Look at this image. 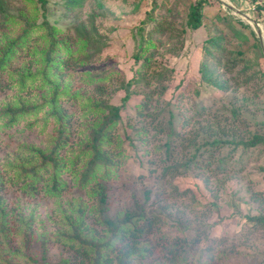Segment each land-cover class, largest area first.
Returning <instances> with one entry per match:
<instances>
[{"label":"trees","instance_id":"trees-1","mask_svg":"<svg viewBox=\"0 0 264 264\" xmlns=\"http://www.w3.org/2000/svg\"><path fill=\"white\" fill-rule=\"evenodd\" d=\"M49 1L0 0V93L17 86L21 87V92L33 94L47 89L40 103L17 94L14 100L6 103V109L0 110V264H142L157 251L165 252L170 264H212L226 255L224 250L218 251L212 245L204 244L203 236L189 241L181 230L182 226L186 227L184 221L168 220L163 211L153 207L146 209L145 205H141L134 212L125 210L112 217L106 192L107 181L118 177L120 161L128 155L125 152L127 147L133 146L135 149L149 143L147 137L142 136L147 133L146 123L123 125L122 112L132 99L135 91L133 87H147L156 82L161 87L157 94L167 90L164 82L170 79L172 69L156 58L159 52L158 37L176 38L175 45L178 42L185 43L187 27L198 29L203 25L202 11L207 0H192L185 25L177 24L173 18L179 7L178 0H163L162 3L153 0L151 10L132 33L136 44L133 54L135 65L132 74L121 84L126 92L120 104L111 101L110 92L113 90L108 89V85L114 83V70L91 78L90 84L94 85L92 92L74 88L70 76L75 71L101 62L103 49L108 44L97 35L87 32L82 25L56 28L47 18ZM84 2L67 0L63 7L71 11L84 6ZM164 4L167 7L172 4V9L166 8ZM254 13L261 24L264 21V5L257 6ZM16 28L17 34L11 35ZM206 44V60L212 59L227 71H233L243 61L242 54L226 60L217 58L213 51L217 48L224 54L226 48H219L210 42ZM24 54L28 55L31 64L38 67L36 73L33 74L28 67L22 71L18 67L9 68ZM203 72L206 81L219 87L218 81L212 78L213 72L209 66H203ZM85 73L89 71L85 70ZM20 75L22 77L18 78ZM38 89L43 90L35 92ZM197 93L202 94L198 90ZM152 95H142L143 101L136 105L140 106L137 112L139 118L150 117L153 129L167 132L166 141L161 147L164 159L152 164L153 172H157L158 165L163 167L164 175L199 169L210 173L209 182H219L218 175L226 172L230 165L236 171L242 169L241 158L235 159L237 147L227 154L219 153L226 144L220 142L222 138L203 140L209 131L202 130L193 139L183 138L187 128L193 125L191 118H195L189 115L188 110L178 112L180 120L176 122L169 108L170 117L164 124L163 110L156 112L149 109ZM68 103L70 106L82 104L81 111L88 118H84L81 127L77 124L76 114L66 107ZM199 104L191 112L195 108L208 107L203 101ZM42 111H46L48 117H53V124L56 125L45 146L28 143L26 139L14 148L13 138L6 140L2 136V129H9L20 119L37 116ZM194 113L200 116L206 112L198 110ZM237 118L245 116L241 111L231 110L229 120ZM48 120L46 118V122ZM34 125L35 122L27 124L28 127ZM253 135L255 142L264 141L263 137ZM136 140H139V145L135 144ZM224 141L230 142L228 139ZM205 150L208 151V158L202 162L204 159L200 160V157L204 158ZM2 152L5 154L2 155ZM70 182H73L76 191H85L92 197L94 203L88 206L77 201V207L73 204L69 211L63 208L58 213L62 218L58 217L56 221L57 229L48 233L41 222L35 229V235V214L27 216L16 212V208L23 199H60L70 192ZM187 189L182 188L178 194L185 197ZM8 196L15 197L13 203L16 208L13 207L12 211H8L5 206ZM242 216L241 235L244 229L245 237H248L257 229L264 228V216ZM88 217L94 218L101 227L92 225ZM14 239L17 244H14ZM56 243L72 250V257H62L52 262L49 246ZM34 245L40 248L39 256L31 251ZM227 251L235 255L233 247Z\"/></svg>","mask_w":264,"mask_h":264},{"label":"rangeland","instance_id":"rangeland-1","mask_svg":"<svg viewBox=\"0 0 264 264\" xmlns=\"http://www.w3.org/2000/svg\"><path fill=\"white\" fill-rule=\"evenodd\" d=\"M252 1L207 0L202 11L203 25L198 29L187 27L185 43L178 42L175 45L176 38L158 37L159 52L156 58H159L164 66L172 69L170 79L164 82L167 90L157 94L161 87L156 82L147 87L134 86L132 99L129 105L127 104L129 107L125 106L122 112L124 126L126 123L139 125L142 122L146 123L147 133L142 136L147 137L149 143L143 145V148L127 147L125 152L128 155L120 161L118 177L107 181L109 214L112 217L125 210L134 212L136 207L145 205L146 209L153 207L163 211L168 220L181 219L186 226L185 228L182 226L181 230L189 241L203 236L202 240L206 242L204 244H210L218 251L224 250L226 255H222L212 264L264 263V228L257 229L258 231L248 237H245V229L241 235L240 228L243 224L242 214L264 216V141L257 143L253 139V134L264 138V37L261 36L264 21H261L260 28L253 21L255 18L259 20L251 8ZM49 2L47 18L56 28L67 29L72 25H82L87 32L97 35L108 44L103 49L101 62L75 71L70 76L74 88L82 92H92L94 85L90 84L91 78L114 70V83L108 85V89L113 90L110 92L111 101L120 104L126 92L121 84L132 74L135 65L133 54L136 44L132 33L134 27L151 10L153 0H85L84 6L71 11L63 7L67 0ZM162 2L163 0H159V3ZM178 2L179 7L173 18L177 24L185 25L190 12L188 7L192 0H178ZM164 6L172 9V4L168 7L165 4ZM157 10L156 14L159 15ZM17 32L16 28L10 34L16 35ZM207 42L222 49L226 48L224 54L221 53L223 51H217V48L213 51L217 58L226 60L242 54L243 61L233 71H227L212 59L206 60L204 46ZM210 48L213 50L212 46ZM14 63L9 68L18 67V70L22 71L23 68L28 67L33 74L38 70L25 54ZM203 66H209V70L213 72L212 78L218 81L219 87L206 81L203 76ZM85 70L89 73H85ZM21 77L20 75L18 78ZM20 88L18 86L8 88L0 93V110L6 109V103L14 100L17 94L25 96L27 100L32 99L40 103L42 95L47 93V89L42 93L33 94V92H21ZM41 90L43 89L35 92ZM197 90L202 94L199 95ZM151 93L153 95L149 100V109L156 112L162 109L164 124H167L170 117L169 108L176 122L180 120L178 112L188 110L189 115L195 118H191L193 125L187 128L188 131L184 133L183 138L193 139V136L202 130L209 131L203 140L212 141L222 138L220 142L226 144L220 148L219 153L227 154L237 147L235 159L241 158L242 169L236 171L230 165L229 171L218 175L219 182L212 180L209 182L210 173L199 169L164 175L163 167L158 165L157 172H153L152 164L164 159L161 147L166 141L167 132L162 133L153 129L150 117L139 118L137 112L140 106L136 105L143 101L142 95ZM202 101L208 107L195 108L194 112L198 110L206 112L197 116L191 112V109L196 104L200 105ZM80 106L82 104L79 103L73 106L68 103L66 106L70 112L76 114L78 126L83 124L84 118H88L81 111ZM231 110L241 111L245 118L229 120ZM25 118L20 119L9 129H2V136L6 140L13 138L14 148L24 143L26 139L28 143L45 146L46 140L54 133L56 127L53 124V117H48V113L42 111L37 116ZM46 118H49L47 122ZM28 122H35V125L28 127ZM121 133L123 134V131ZM133 136L136 137L134 134ZM227 139L230 142L224 141ZM138 141L136 140L135 144L139 145ZM200 158L205 162L208 151L205 150L204 158ZM70 185V192L60 199L42 198L34 201L23 199L17 210L13 203L15 197L8 196L5 206L8 211H12L11 209L15 207L18 213L27 216L35 214L33 230L35 231L42 222L49 233L57 229L56 221L58 217L62 218L58 213L63 208L69 211L71 205L77 207V201L84 202L88 206L94 203V199L85 191H76L73 182H70ZM182 188H188L185 197L178 194ZM88 220L92 225L101 227L94 218L88 217ZM36 233L35 231L34 234ZM15 239L14 244H17ZM232 247L235 255L227 251ZM31 251L36 256L40 255V248L37 245L31 247ZM72 254V250L60 243L49 246V257L52 262H57L62 257H72ZM142 264H170V260L165 252L157 251Z\"/></svg>","mask_w":264,"mask_h":264},{"label":"built area","instance_id":"built-area-1","mask_svg":"<svg viewBox=\"0 0 264 264\" xmlns=\"http://www.w3.org/2000/svg\"><path fill=\"white\" fill-rule=\"evenodd\" d=\"M264 5V0H255L252 2V10L254 11L257 6H263Z\"/></svg>","mask_w":264,"mask_h":264},{"label":"water","instance_id":"water-1","mask_svg":"<svg viewBox=\"0 0 264 264\" xmlns=\"http://www.w3.org/2000/svg\"><path fill=\"white\" fill-rule=\"evenodd\" d=\"M255 18V17H254ZM253 21L255 22V24L260 28V24H259V22L256 20V18L255 19H253ZM259 34H260V32H259ZM261 36H262V32H261Z\"/></svg>","mask_w":264,"mask_h":264},{"label":"crops","instance_id":"crops-1","mask_svg":"<svg viewBox=\"0 0 264 264\" xmlns=\"http://www.w3.org/2000/svg\"><path fill=\"white\" fill-rule=\"evenodd\" d=\"M253 2V1H252ZM252 6V5H251ZM260 24V23H259ZM261 26V25H260ZM262 28V27H261ZM263 34L262 36L264 37V28H262V31H261Z\"/></svg>","mask_w":264,"mask_h":264}]
</instances>
